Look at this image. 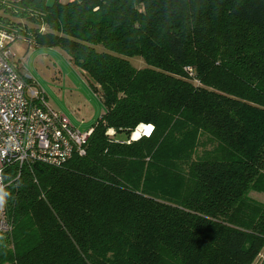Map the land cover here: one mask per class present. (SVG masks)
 I'll list each match as a JSON object with an SVG mask.
<instances>
[{
	"label": "trees",
	"instance_id": "obj_1",
	"mask_svg": "<svg viewBox=\"0 0 264 264\" xmlns=\"http://www.w3.org/2000/svg\"><path fill=\"white\" fill-rule=\"evenodd\" d=\"M0 28L105 108L84 156L6 169L0 264H264V0H20Z\"/></svg>",
	"mask_w": 264,
	"mask_h": 264
},
{
	"label": "built area",
	"instance_id": "obj_2",
	"mask_svg": "<svg viewBox=\"0 0 264 264\" xmlns=\"http://www.w3.org/2000/svg\"><path fill=\"white\" fill-rule=\"evenodd\" d=\"M20 0H0V7L14 10ZM18 38L0 28V187L4 174L14 166L17 175L24 166L40 163L59 167L74 156L85 155L92 129L80 131L63 114L49 109L35 82L26 77L15 60L10 44ZM23 39V38H22ZM189 74H191L189 68ZM109 136L113 131L109 130ZM11 230L5 204L0 208V233Z\"/></svg>",
	"mask_w": 264,
	"mask_h": 264
},
{
	"label": "rangeland",
	"instance_id": "obj_3",
	"mask_svg": "<svg viewBox=\"0 0 264 264\" xmlns=\"http://www.w3.org/2000/svg\"><path fill=\"white\" fill-rule=\"evenodd\" d=\"M54 1L56 0H46L49 4ZM9 46L19 63L21 72L35 82L46 106L65 115L80 131L91 127L104 113L103 102L94 91L91 81L63 50L36 46L22 38H18ZM96 48L102 49L101 46ZM128 61L134 68L145 67L141 57L132 56ZM249 196L264 201L262 193L251 191Z\"/></svg>",
	"mask_w": 264,
	"mask_h": 264
},
{
	"label": "water",
	"instance_id": "obj_4",
	"mask_svg": "<svg viewBox=\"0 0 264 264\" xmlns=\"http://www.w3.org/2000/svg\"><path fill=\"white\" fill-rule=\"evenodd\" d=\"M147 126H149V125H142V124L139 125L137 129H139L140 127H141V128L144 127V129L141 131V134H139L138 137H135L134 134L132 133V135H131V139H132V140H135V139L139 138L141 135H147V134L145 133V128H146ZM141 128H140V129H141Z\"/></svg>",
	"mask_w": 264,
	"mask_h": 264
},
{
	"label": "clouds",
	"instance_id": "obj_5",
	"mask_svg": "<svg viewBox=\"0 0 264 264\" xmlns=\"http://www.w3.org/2000/svg\"><path fill=\"white\" fill-rule=\"evenodd\" d=\"M151 127H152V126H151ZM147 135H148V134H147ZM4 195H5V194H3V189H2V187H0V208H2V207H3V204L5 203Z\"/></svg>",
	"mask_w": 264,
	"mask_h": 264
},
{
	"label": "bare ground",
	"instance_id": "obj_6",
	"mask_svg": "<svg viewBox=\"0 0 264 264\" xmlns=\"http://www.w3.org/2000/svg\"><path fill=\"white\" fill-rule=\"evenodd\" d=\"M141 128V127H140ZM137 129L133 134H134V136L135 137H138L139 136V134H141V131L144 129V127H142L141 129Z\"/></svg>",
	"mask_w": 264,
	"mask_h": 264
},
{
	"label": "snow or ice",
	"instance_id": "obj_7",
	"mask_svg": "<svg viewBox=\"0 0 264 264\" xmlns=\"http://www.w3.org/2000/svg\"><path fill=\"white\" fill-rule=\"evenodd\" d=\"M151 131H152V127L150 125L145 128V133L146 134H150Z\"/></svg>",
	"mask_w": 264,
	"mask_h": 264
},
{
	"label": "crops",
	"instance_id": "obj_8",
	"mask_svg": "<svg viewBox=\"0 0 264 264\" xmlns=\"http://www.w3.org/2000/svg\"><path fill=\"white\" fill-rule=\"evenodd\" d=\"M69 120H70V119H69ZM70 122H71V121H70ZM71 124H72V122H71ZM72 125H73V124H72ZM73 126H74V125H73ZM74 127H75V126H74ZM75 128H76V127H75ZM89 128H90V127H89ZM89 128H87L86 130H88ZM77 129H78V128H77ZM79 130H80V129H79ZM86 130H85V131H86Z\"/></svg>",
	"mask_w": 264,
	"mask_h": 264
}]
</instances>
